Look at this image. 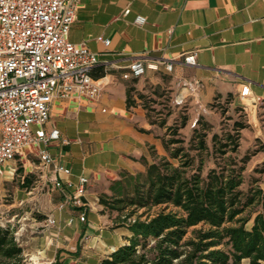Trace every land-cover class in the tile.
Returning <instances> with one entry per match:
<instances>
[{
    "label": "crops",
    "instance_id": "0c3cea01",
    "mask_svg": "<svg viewBox=\"0 0 264 264\" xmlns=\"http://www.w3.org/2000/svg\"><path fill=\"white\" fill-rule=\"evenodd\" d=\"M137 16H144L146 24L135 23ZM98 37L109 39L110 46ZM70 40L85 44L101 62H108L93 73L100 74L94 76L101 87L99 98L72 95L55 100L46 126L61 135L50 145V153L71 169L70 176L59 177L75 183L87 177L88 192L84 208L60 211L63 196L51 182L53 170L39 168L38 146L20 150L13 165L26 169L23 180L40 179L34 189L41 192L38 196L46 208L53 206L59 225L50 229L45 228L48 219L47 224L40 222L44 229L23 243L33 264H100L108 255L84 251L85 240L90 250L101 241L111 248L109 254L125 244L130 236L126 228L101 225L105 216L98 213L103 208L99 197L110 193L111 182L122 172L144 173L146 162L164 155L159 121L149 117L154 99L174 103L182 92L189 96L187 104L193 110L206 113L217 97L225 99L247 90L252 100L264 105V0H82ZM193 52L197 65H186L184 58ZM138 58L158 68H148L138 79H124ZM170 63L172 71L166 68ZM193 81L202 84L196 92L184 87ZM13 178L9 169L0 175L1 180ZM83 213L88 226L79 220ZM71 217L74 222L69 224Z\"/></svg>",
    "mask_w": 264,
    "mask_h": 264
},
{
    "label": "trees",
    "instance_id": "16d2710c",
    "mask_svg": "<svg viewBox=\"0 0 264 264\" xmlns=\"http://www.w3.org/2000/svg\"><path fill=\"white\" fill-rule=\"evenodd\" d=\"M234 97H217L213 105L227 104ZM187 120L183 116L182 124ZM165 124L159 122L161 127ZM196 124L200 128L194 129L190 148L183 139L175 138L178 129L170 128L171 138H162L169 157L146 162L144 173L122 172L111 182L110 193L100 195L104 211L117 213L113 228L124 227L130 233L125 244L100 264L264 263V189L258 185L242 189L251 156L240 160L227 156L237 153L239 132L225 137L214 133L213 154L221 160L203 175L212 125L201 119ZM241 128L244 126L237 123L235 130ZM23 259L24 248L15 231L10 225L0 226V264H22Z\"/></svg>",
    "mask_w": 264,
    "mask_h": 264
},
{
    "label": "built area",
    "instance_id": "2783aa9c",
    "mask_svg": "<svg viewBox=\"0 0 264 264\" xmlns=\"http://www.w3.org/2000/svg\"><path fill=\"white\" fill-rule=\"evenodd\" d=\"M81 1L0 0V175L9 169L15 176L17 167L13 164L20 150L38 146L39 168L53 170L51 182L63 196L58 206L60 211L85 207L83 199L88 192L89 179L82 176L75 183L59 177L70 176L71 169L58 163L49 151L50 145L61 139L58 129L48 131L46 128L51 107L55 100L72 95L98 99L101 87L93 73L99 66L108 64L101 62L98 54L85 44L70 40ZM129 13L130 10H126L124 15ZM146 22L144 16L135 19L138 25ZM97 40L107 47L111 44L103 37ZM196 58V52L190 53L184 63L195 66ZM148 68L156 70L158 66L138 58L129 65L123 78H141ZM166 68L172 71L173 64H167ZM184 87L196 92L202 84L193 81ZM240 96L249 97L247 90ZM188 98L180 92L174 102L183 105ZM253 103L257 104V100ZM79 220L86 221V215L81 214ZM73 222L71 217L68 223ZM48 224L54 226L56 219L49 217Z\"/></svg>",
    "mask_w": 264,
    "mask_h": 264
},
{
    "label": "rangeland",
    "instance_id": "374dc122",
    "mask_svg": "<svg viewBox=\"0 0 264 264\" xmlns=\"http://www.w3.org/2000/svg\"><path fill=\"white\" fill-rule=\"evenodd\" d=\"M151 107L149 111L151 119L159 122L166 121L165 127L159 126L161 128L159 130L161 137L167 136V138H171V135H168L169 129H178V135L175 138L183 139L186 148H190V141L194 134V129L200 128V125L196 124L199 119L212 125V130L207 137L210 151L204 154L205 164L203 175H206L209 169L216 166L215 162L221 160L213 154L212 135L217 133L220 137H225L228 133L237 135L236 132H239L238 141L240 147L237 153L229 152L227 156L232 155L240 160L244 156L250 155V160L244 172L245 182L242 189L247 191L252 185H258L264 188V172H262L264 170V105L254 104L250 97L242 99L239 94L229 100L227 104L213 105L207 109L206 113L193 110L187 104V101L183 105H176L175 102L173 103L168 98L154 99ZM244 108H248V111H245ZM183 116H187L188 118L186 124H182ZM237 123L243 125L244 128L236 131L235 127ZM191 154L197 156L198 153L192 150ZM162 156L169 157V154L165 150ZM171 161L178 165L177 160ZM198 162L199 158L196 157L195 166H197ZM25 170L24 167L19 165L11 181L0 179V226L6 227L10 225L23 248H27L23 243L38 231L44 229L39 226L41 224H47V219L52 217L54 213L53 206L49 207V209L46 208L45 203L38 196L41 192L34 189L39 186L40 179L31 178L23 180L21 178ZM20 172L21 176L18 175ZM29 191H32L33 194L27 195L26 192ZM21 201L24 202L22 203ZM104 210V208L98 210L99 214L105 216L102 219L103 222L101 225L104 227L115 226L117 213ZM52 218L56 219V224L54 226L48 225L45 228L52 229L59 226L58 217L53 216ZM40 222L41 224H39ZM252 223L253 219L247 224V228H250ZM82 224L87 226L90 224L87 216L86 221L82 222ZM87 242V240L84 241V251L97 253L98 256H107L111 252V248L105 246L101 241L95 242L94 248L91 250L87 247ZM66 245L68 248L72 247L70 246L71 241H66ZM73 247L76 250L75 245ZM30 258L28 253L24 252L22 264H33ZM41 264H44L43 261H41Z\"/></svg>",
    "mask_w": 264,
    "mask_h": 264
}]
</instances>
